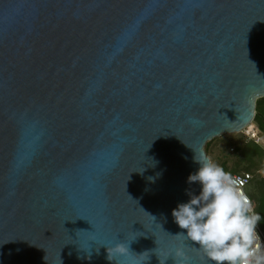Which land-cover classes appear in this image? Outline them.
Listing matches in <instances>:
<instances>
[{"label": "water", "instance_id": "1", "mask_svg": "<svg viewBox=\"0 0 264 264\" xmlns=\"http://www.w3.org/2000/svg\"><path fill=\"white\" fill-rule=\"evenodd\" d=\"M261 98L264 0H0V264H209L171 212Z\"/></svg>", "mask_w": 264, "mask_h": 264}, {"label": "clouds", "instance_id": "2", "mask_svg": "<svg viewBox=\"0 0 264 264\" xmlns=\"http://www.w3.org/2000/svg\"><path fill=\"white\" fill-rule=\"evenodd\" d=\"M193 159L199 168L187 182L197 184L199 192H189L187 202L172 210L171 216L182 230L176 236L192 242L209 264H264V237L258 231L261 214L244 189L245 180L203 151L195 152ZM106 250L109 259L113 253L126 254L128 248L121 243ZM175 255L179 258L176 264H187L182 249Z\"/></svg>", "mask_w": 264, "mask_h": 264}, {"label": "rangeland", "instance_id": "3", "mask_svg": "<svg viewBox=\"0 0 264 264\" xmlns=\"http://www.w3.org/2000/svg\"><path fill=\"white\" fill-rule=\"evenodd\" d=\"M258 111L261 114L258 119V124L260 126H264V100L260 101L258 105ZM215 139L218 140L214 141ZM215 139L209 142L210 144L208 146L206 144L204 147L205 152L211 156L213 161L229 172L235 169H238L240 172L244 171L245 165L243 163H239V160L243 158H240L241 154H235L233 150L227 149L226 146L230 143H233L237 146H242L245 142H249L248 137H246L243 133H239L232 135H222L221 137ZM253 144L254 143L250 141V143H247L246 147L243 146L245 147L244 150H249L252 153L256 152L260 156L259 158H256V160H261L264 154V147H259ZM238 148L242 149L241 147ZM245 154L247 156H244V160L250 158V155H248L247 153ZM239 164L241 165L239 166ZM237 166L239 167L237 168ZM253 174L255 176L253 180L254 183L251 182V184L245 189V191L251 197V199H253L252 201L254 203L256 211L261 214V221L258 225V229L264 237V184L258 181L257 178H259V176H257L254 172Z\"/></svg>", "mask_w": 264, "mask_h": 264}, {"label": "trees", "instance_id": "4", "mask_svg": "<svg viewBox=\"0 0 264 264\" xmlns=\"http://www.w3.org/2000/svg\"><path fill=\"white\" fill-rule=\"evenodd\" d=\"M262 100H264V98H261V99H259V100H257L256 101V108H255V117H254V122L256 123V125L258 126V128L260 129V131L262 132V133H264V126H260L259 124H258V119H259V117L261 116V114L259 113V111H258V105H259V103H260V101H262ZM216 140H218V139H215L214 141H216ZM247 143H250V141L249 142H245L242 146H237V145H235V144H233V143H230V144H228L226 147H227V149H229V150H233V152L235 153V154H241V157L240 158H242V159H240L239 160V163H243L244 165H245V167H244V171H239L238 169H235V170H233V171H231V173L234 175V174H242L243 172L244 173H251V174H253V172L256 174L257 173V171H259L260 170V168L264 165V154H263V157H262V159L260 160H256V158H259L260 156L256 153V152H250L249 150H244L245 149V147H246V145H247ZM253 143V142H252ZM210 143H207V146L209 145ZM254 145V144H253ZM243 146H245V147H243ZM238 147H241L242 149H240V148H238ZM245 153H247L248 155H250V158H248V159H245L244 160V156H247ZM239 159V158H238ZM241 164H239V166L241 165ZM239 166H237V168L239 167ZM240 172V173H239ZM254 175V174H253ZM257 175V174H256ZM258 179V181L259 182H262L263 184H264V179H261V178H257ZM254 180V179H253ZM253 183H254V181H252ZM253 200V199H252Z\"/></svg>", "mask_w": 264, "mask_h": 264}, {"label": "built area", "instance_id": "5", "mask_svg": "<svg viewBox=\"0 0 264 264\" xmlns=\"http://www.w3.org/2000/svg\"><path fill=\"white\" fill-rule=\"evenodd\" d=\"M241 133L245 134V136L248 137L249 141L253 142L255 145L264 147V133L260 131V129L254 122H252V124L245 128ZM256 174L257 176H259V178L264 179V165L260 168L259 171H257ZM234 176L240 177L245 180L244 189H246L251 184L255 177L251 173L235 174ZM258 231L260 232L259 229Z\"/></svg>", "mask_w": 264, "mask_h": 264}, {"label": "bare ground", "instance_id": "6", "mask_svg": "<svg viewBox=\"0 0 264 264\" xmlns=\"http://www.w3.org/2000/svg\"><path fill=\"white\" fill-rule=\"evenodd\" d=\"M252 124V123H251Z\"/></svg>", "mask_w": 264, "mask_h": 264}]
</instances>
